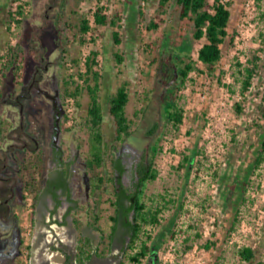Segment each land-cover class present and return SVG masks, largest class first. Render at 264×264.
Listing matches in <instances>:
<instances>
[{"label": "rangeland", "instance_id": "374dc122", "mask_svg": "<svg viewBox=\"0 0 264 264\" xmlns=\"http://www.w3.org/2000/svg\"><path fill=\"white\" fill-rule=\"evenodd\" d=\"M11 1L0 0V64L8 44L14 45L20 37L26 61L18 78L20 84L12 73L0 80V130L8 129L0 143V264H39L41 255L50 259L49 264H74L81 237L91 238L93 245L100 242V233L90 223L87 179L90 183V176L95 174L113 178L114 169L107 161L105 167L89 174L75 140L76 131L67 132L75 120L87 115V83L76 76L86 71L85 58L93 51L99 52L95 69L102 76L99 94L104 106V133L111 143L114 123L109 100L121 84H128L130 101L126 113L133 134L116 153L124 161L122 182L128 188H135L137 165L143 153L148 150L152 156L153 146L158 149L155 168L159 176L146 184L143 199L148 207L162 211L158 225L144 228L152 236L148 243L155 257L152 254L143 264L264 262V163L258 169L254 165L264 138V0H225L232 16L217 71L210 74L201 64L198 67L202 71L193 72L184 86L174 85L180 86L177 103L185 117L179 129L166 120L169 92L179 79L180 60L188 54L197 61L205 40L194 39L193 24L179 19L175 1L167 6L159 29L151 31L147 25L155 17L160 0H105V13L111 18L118 15L121 21L116 27L93 25L84 42L78 27L85 17L93 20L97 0H28L29 12L16 31L8 24ZM60 13L65 18L57 25ZM114 32L120 34L119 45ZM163 50L171 53L165 74L161 68ZM117 55L123 57V63L118 62ZM250 61L256 62L258 68L250 92L243 95L242 68L238 63L245 67ZM41 63L49 65L46 89L59 99L60 114L69 117L64 126L62 122L55 124L52 111L34 95L22 100L23 119L14 104L21 86L28 84L35 66ZM166 77L167 82L163 80ZM65 80H69L72 90L77 84L83 86L78 97L80 108L76 100L73 104L68 100L62 103ZM237 104L243 106L241 113ZM156 122L160 123L159 130L147 136ZM41 151L43 173L38 174L40 194L35 198L34 193L24 190L28 177L22 169L28 161L39 164ZM64 166L69 168L71 195L60 193L57 208L49 188ZM236 180L244 183L241 191L234 189ZM107 187L99 197V214L100 227L109 234L115 211V185L110 182ZM5 201L10 204L11 217H6ZM7 233L11 236L5 242ZM20 237L24 241L21 246ZM120 242L112 247L114 259L95 260V264H131L127 256L133 251L121 260ZM208 242L213 243L211 248H206ZM242 247L254 249L251 262L239 256Z\"/></svg>", "mask_w": 264, "mask_h": 264}, {"label": "trees", "instance_id": "16d2710c", "mask_svg": "<svg viewBox=\"0 0 264 264\" xmlns=\"http://www.w3.org/2000/svg\"><path fill=\"white\" fill-rule=\"evenodd\" d=\"M99 6L96 8L93 14V20L90 18H83L81 24L78 27V32L81 35V41L84 42L85 36L89 35L94 29V26H118L121 21V17L116 15L111 18L105 13V7L103 2L105 0H97ZM146 1V0H143ZM175 1L179 8V19L184 22H191L193 24V37L197 41L205 40L201 48L198 50V59L195 61L188 54L185 55L184 60H180L179 67V79L174 81L172 86L184 84L189 80L190 75L195 72L202 70L199 69V65L202 64L210 74H214L217 71V66L222 60L223 51L222 46L225 44L229 37V23L231 20L232 13L229 9V3L225 0H160L158 8L156 10L155 17L147 25L149 30L159 29L163 22L162 16L165 15L167 6ZM18 0L11 1V7L8 12V24L12 25L14 21L17 22L18 26H22L24 23L25 13L20 7L18 13L20 18L16 19L14 16L15 4ZM65 5V2L63 3ZM65 16L60 13L57 17L56 24L64 20ZM71 28H77L76 26L69 24ZM116 44H120V34L118 32L113 33ZM233 40V39H232ZM165 51L163 50V53ZM170 52H165L161 63L163 73L169 67L170 63ZM99 52L93 51L84 62L86 67L85 72L78 73L76 79L81 80L83 83H87V91L90 95V103L87 111V115L82 119L75 120L72 127L67 129V132L75 130L77 133L76 142L79 149L82 150V154L85 159L86 169L89 174L95 171L97 168L105 167L107 161H110L114 169L113 178L103 177L95 174L90 176V213L91 226L102 233V245L103 249L101 255H105L110 251V247L116 233L117 225L122 222L124 227L129 233L130 241L128 243L126 255L128 251H133L131 255L127 256V259L131 264H143L144 260L148 259L149 256L155 253L153 248L149 245L148 241L152 240V236L145 232V226L152 224L158 225L159 214L161 209H152L148 207L143 199L144 187L148 182L155 181L159 172L155 168L156 157L158 153L157 146H153V154L150 156V152L147 150L142 155V160L137 167L138 180L135 183L136 190L133 191L128 187H124L121 184L122 176L126 172L123 161L116 157V153L119 150V146L128 140L132 132L131 122L127 117L126 108L130 101V93L128 84H121L117 91L110 97L109 100V113L114 123V140L111 143L104 133V106L100 99V87L102 76L95 69L99 64L98 62ZM118 62L123 63L124 59L120 55H117ZM65 56H62V61L65 64ZM26 61V52L22 47L21 37L17 39V42L12 45L8 44L6 52L2 57L0 64V80L5 79L9 74H13L17 79V84H20L18 78L21 77L24 69V63ZM78 64V61H75ZM238 66L242 68L241 74L243 79L241 81V93L246 95L250 92L253 80L256 75L258 65L256 62L250 61V65L243 67L242 64L238 63ZM165 82L168 81V77L163 79ZM90 82H93L91 84ZM64 87L61 93L62 103L67 102L68 98L73 97L77 102V107H81V103L78 101V97L81 94L82 87L77 84L74 90L69 88V80L63 82ZM179 86V87H180ZM179 87H172L169 92L170 99L165 107L166 120L172 125L173 128L179 129L184 122V110L179 107L177 103L178 95L177 90ZM237 111L242 112L243 106L237 104ZM69 122V117L64 115L62 125ZM160 128V123L156 122L148 129L146 135L151 137L157 133ZM8 129L1 128L0 130V143L6 138V131ZM40 154V155H39ZM39 164H35L32 161H28V165L23 166V172L27 173V179L25 180L24 190L29 193H34L35 198L39 197L40 194V180L38 174L42 176L41 164L44 162V152L38 153ZM30 160V158H28ZM184 160H188L185 157ZM264 163V138L261 143L260 150L255 160V168L258 169ZM70 176L69 168L64 166V169H59L58 176L51 181L50 192L57 197V191L62 189L63 195L70 197L71 189L68 185L67 178ZM115 185L113 206L115 208L114 215L111 217L112 226L110 233H105L100 227V214H99V197L102 189L108 188L109 183ZM118 184L120 188H118ZM134 198V201H133ZM61 201H56V207L60 206ZM147 233V234H146ZM143 235H146V240H143ZM88 244L90 243L87 240ZM24 242V241H23ZM22 242V244H24ZM84 242V238H81V243ZM82 245L80 248L83 250L88 244ZM212 242H208L206 248H211ZM29 249L31 246L28 245ZM99 250V249H98ZM86 253V252H85ZM83 254V259H80V264L85 263V258H89L91 255ZM239 256L243 261L251 262L255 258V251L252 247H242L238 250ZM87 256V257H85ZM152 256V258H154ZM126 259V256H125ZM18 264V263H14ZM264 264V262H259Z\"/></svg>", "mask_w": 264, "mask_h": 264}, {"label": "flooded vegetation", "instance_id": "af4514ba", "mask_svg": "<svg viewBox=\"0 0 264 264\" xmlns=\"http://www.w3.org/2000/svg\"><path fill=\"white\" fill-rule=\"evenodd\" d=\"M42 60H44V58H42ZM48 70H49V65H47V64H42L41 63V64L36 65L35 66V71L33 73V76L31 77L30 81L28 82V84H23L21 86L20 93L18 95H16L15 99L13 100L14 104L18 105L19 114H20V117H22V119L24 117V109H25L24 108V104L22 103V100H24V99H26V100L32 99L33 95H34V97L40 98L39 99L40 103L43 106H45L47 110H51L52 111V115L55 117V124H57V123L59 124L61 122L63 123L64 115H61L60 113H62V112H61V110H59V107H61V103H60L58 98H56L55 96L50 94L49 91L46 89L48 87L49 82H50L49 80L45 79V76L48 73ZM61 101H62V99H61ZM36 104H38V103L36 102ZM52 134H53L52 135L53 136V140L52 141H53V144H54L55 143L54 131H53ZM56 149H57V155H59L60 154L59 153V149L58 148H56ZM23 150L25 152V149H23ZM57 155H55V156H57ZM59 158H61V157H58V159ZM141 160H142V157H141ZM141 160L139 161V163L141 162ZM139 163H138V165H139ZM123 164H124V161H123ZM138 165H137V167H138ZM20 171L21 170L19 169L18 170L19 174H20ZM57 176H58V173H57ZM67 182H68V185L70 187L69 177L67 178ZM121 184L124 187H127L122 182V180H121ZM243 184L244 183L239 182V180H236L234 185H233L234 189H236L237 191H241ZM118 188H120L119 184H118ZM131 190L135 191L136 187L134 189H131ZM60 193H63L62 189L57 191V195H58L57 197H55L53 193L51 194L55 201H57L59 199V194ZM133 201H134V198H133ZM5 202L7 203V210H8L6 217H11L12 211H11L10 204L8 203V201H5ZM6 226L8 227L9 225H6ZM93 229H95V228H93ZM95 230L100 233V242H99V244L98 245H93V242H92L91 238L81 237V238H84V242L81 243V238H80V242L78 243V245L76 247V253H75V257H74V264H80V259H83V257H84L83 254L85 252H86L85 253L86 255L90 254L91 256L89 258H85V260H84L85 263L84 264H95V262H94L95 260H107V259H110V258L114 259L116 256L113 255L112 247H113L114 243L116 241H118V240L121 241L120 243H123L122 248H121L122 249L121 252L123 253V257H122L121 260H123L124 255L126 254V251H127L128 243L130 241L129 233L127 232V229L124 227L123 223L119 222V224L117 225L116 233L114 234V238H113V241H112V244H111V247H110V251L107 254H105V255H101V251L103 249L102 233L99 230H97V229H95ZM8 233L6 234L7 236L4 237L5 242L11 236V233H10L9 236H8ZM87 240H89V242H90L89 244L87 243L88 242ZM22 242H23L22 241V237H20L18 239V243H19L20 246L22 245ZM86 243L88 245L84 246L85 248L83 250H81L80 248L82 247V245H84ZM85 257H87V256H85ZM119 264H122V261H120Z\"/></svg>", "mask_w": 264, "mask_h": 264}, {"label": "built area", "instance_id": "2783aa9c", "mask_svg": "<svg viewBox=\"0 0 264 264\" xmlns=\"http://www.w3.org/2000/svg\"><path fill=\"white\" fill-rule=\"evenodd\" d=\"M28 4H29L28 0H18V2L15 4V9H14V16L16 17V19L20 18V14L18 13L20 7H22V10L24 11L25 15L28 14L29 12ZM18 27L19 26L16 21H14L11 25L12 31H16ZM68 101L73 104L75 102V99L73 97H70L68 98Z\"/></svg>", "mask_w": 264, "mask_h": 264}, {"label": "bare ground", "instance_id": "6f19581e", "mask_svg": "<svg viewBox=\"0 0 264 264\" xmlns=\"http://www.w3.org/2000/svg\"><path fill=\"white\" fill-rule=\"evenodd\" d=\"M67 233V232H66ZM63 234H65V233H63ZM69 234V233H68ZM63 236V235H62ZM65 236V235H64ZM67 236V235H66ZM69 236V235H68ZM67 238V237H66ZM39 254V253H38ZM41 254V253H40ZM49 262H50V259L47 257H43V255H41V258L39 259V264H49Z\"/></svg>", "mask_w": 264, "mask_h": 264}, {"label": "water", "instance_id": "95a60500", "mask_svg": "<svg viewBox=\"0 0 264 264\" xmlns=\"http://www.w3.org/2000/svg\"><path fill=\"white\" fill-rule=\"evenodd\" d=\"M60 127V126H59ZM58 127V129H59ZM87 188H88V191L90 190V183H89V179H87Z\"/></svg>", "mask_w": 264, "mask_h": 264}]
</instances>
